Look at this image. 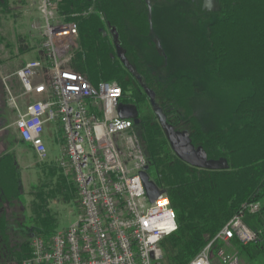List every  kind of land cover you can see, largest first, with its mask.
Wrapping results in <instances>:
<instances>
[{"label": "trees", "instance_id": "trees-1", "mask_svg": "<svg viewBox=\"0 0 264 264\" xmlns=\"http://www.w3.org/2000/svg\"><path fill=\"white\" fill-rule=\"evenodd\" d=\"M214 2L216 18L207 31L217 61L216 71L225 80H248L253 92L242 97L236 109L244 118L242 122L211 131L203 127L193 112V99L200 90L195 79L190 75L164 81L155 78L139 53L133 36L151 39L153 34L146 0H58L57 4L66 21L78 24L79 50L74 62L96 84L116 80L127 101L138 108L140 123L135 124V131L149 165L148 174L168 196L178 216L177 230L161 240L162 264H188L250 202H260L258 211L244 212V222L256 232V239L245 244L235 236L230 242L238 248L240 264L241 257L243 264H257L256 256L264 252V0ZM13 3L14 0H0V16L12 13ZM112 26L120 33L128 60L143 75L146 85L155 90L156 101L168 121L179 130L190 131L194 145H202L209 158H225L228 168H198L177 156L145 89L118 57L109 33ZM2 27L0 17V44L5 41ZM25 38L17 35L23 53L31 48ZM42 40L41 37L35 44L41 59ZM59 141L63 147L64 135H60ZM9 156L0 158V166L17 167ZM62 168L58 160H51L42 168L45 177L31 188L32 215L29 224L21 228L22 237H11V223L0 215V264H22L32 254L34 234L47 239L59 229L60 221L51 206L54 201L79 202L74 177ZM16 176L15 173L0 178L2 200L17 199L20 195V180ZM213 244L214 250L224 247L221 240ZM247 260L250 262L246 263Z\"/></svg>", "mask_w": 264, "mask_h": 264}, {"label": "built area", "instance_id": "built-area-1", "mask_svg": "<svg viewBox=\"0 0 264 264\" xmlns=\"http://www.w3.org/2000/svg\"><path fill=\"white\" fill-rule=\"evenodd\" d=\"M57 4L40 0L37 6L44 20L35 26L43 38L42 59H28L3 79L8 105L17 112L18 136L40 161L49 156L48 130L62 129L58 163L72 173L82 209L74 224L50 238L34 234L24 264H162L160 243L177 230V213L164 193L150 201L140 175L147 160L134 119L118 112L124 90L116 80L94 83L74 62L78 24L66 21ZM14 76L21 92L10 82ZM259 209L260 202L245 204L188 264H240L236 253L214 250L213 243L229 244L235 236L255 240L244 212Z\"/></svg>", "mask_w": 264, "mask_h": 264}, {"label": "rangeland", "instance_id": "rangeland-1", "mask_svg": "<svg viewBox=\"0 0 264 264\" xmlns=\"http://www.w3.org/2000/svg\"><path fill=\"white\" fill-rule=\"evenodd\" d=\"M14 1L12 13L0 16L1 23H3L1 32L5 37V41L0 44V85L2 86L0 104L7 109V113L12 110L8 106V93L5 90L3 76L14 73L15 69L20 68V60L34 58L36 54V50L30 49L24 54L16 55V51H18L15 48L17 35L38 40L41 30L35 26L44 24L42 13L38 7L35 9L30 6L24 8L26 0ZM151 18L153 29L151 39L133 36L151 75L155 78L159 77L162 81L165 78L177 79L184 75L192 76L200 88L193 99V112L206 130L229 128L233 123L242 122L244 118L242 119L237 114L236 109L242 97L253 92V86L248 80H225L217 73V61L212 55L207 31L211 20L216 18V12L214 10L199 12L189 0H154ZM122 99L127 101V97ZM7 113L6 121L9 126L1 131L0 138L8 135L11 139L17 140L19 136L14 122L15 115ZM47 135L56 138L58 148L62 145L59 141L60 135H63L61 128H52L48 130ZM17 144L19 149L24 147L23 143ZM4 146V144L0 146V152L3 151ZM21 162L23 163V160ZM31 162H28V164H32L31 170H27L24 174L27 187L31 182L38 183L44 180L42 168L45 167V164H50L51 161H40L35 155ZM63 170L66 174L71 173L66 169ZM51 206L60 221L59 228L74 224L82 209L79 202L52 203ZM237 238L245 244L255 241ZM224 248L239 256L236 244L224 243ZM256 257L259 259L257 264L260 262L264 264V252ZM247 262L250 261L247 260ZM241 263L243 264L242 257ZM251 264L256 263L251 262Z\"/></svg>", "mask_w": 264, "mask_h": 264}, {"label": "crops", "instance_id": "crops-1", "mask_svg": "<svg viewBox=\"0 0 264 264\" xmlns=\"http://www.w3.org/2000/svg\"><path fill=\"white\" fill-rule=\"evenodd\" d=\"M40 0H26V3H24V8L27 6L33 7L34 9L38 6ZM41 36V35H40ZM39 36V38H41ZM36 39H32L30 37H26L25 38V43L30 45V49H34L36 50V54L34 58H38L37 54L39 53L38 48L35 46L36 44ZM16 55H21L24 54L23 52H21V50L19 49V42L16 40ZM29 49V50H30ZM27 61V60H20L21 62V66L22 64ZM20 66V67H21ZM17 70V69H15ZM4 77V76H3ZM10 82L11 84L14 86V91L15 92H21L22 88H21V84L19 82V79L16 78V76L11 77L10 78ZM5 80V79H4ZM20 103L23 105L22 107H24V102L21 100ZM9 106V105H8ZM9 108H11L9 106ZM11 110L9 113H7V109L3 107L2 104H0V133L2 130L7 129V127L9 126L8 122L6 121V113L7 114H14L15 118L17 117V112L16 110L14 111L13 108H11ZM6 112V113H5ZM17 131V130H16ZM18 133V132H17ZM47 135V134H46ZM47 146L49 149V156L46 160H54L57 161L59 156L61 155L63 149H62V145L59 146V148L57 147V141L56 138L54 137H50L49 135H47ZM23 143L24 147L22 149L18 148V144L17 143ZM4 144V149L2 152H0V158H2V156L5 155H11L10 157V161L16 164L17 167H7V166H0V178H3L5 175H12V174H17V177L19 178V182L21 185V190H20V195L18 196L17 199H13V200H7V199H1L0 197V215L5 216L6 219L11 223V227H10V236L11 237H22L23 236V232L22 229L25 227V224H29V218L32 215V210L30 207V202L32 200V196H31V188L37 184L35 182H31L30 185L27 187L26 182H25V178H24V174L25 172H27V170H31L32 168V162L31 160L33 159V157L37 154L35 152V150L32 149L31 145L27 144L26 142H24L20 136L19 139L17 140H13L10 138V136L5 135V137H1L0 138V146ZM11 145V146H10ZM38 157V156H37ZM8 160V159H7ZM21 160H23V163L21 162ZM26 161V162H25ZM9 162V160H8ZM28 162H31L30 164H28ZM38 170V169H37ZM53 203L56 204H60L56 201H54ZM22 228V229H21ZM61 228H66V227H61ZM59 228V229H61ZM58 229V230H59Z\"/></svg>", "mask_w": 264, "mask_h": 264}, {"label": "water", "instance_id": "water-1", "mask_svg": "<svg viewBox=\"0 0 264 264\" xmlns=\"http://www.w3.org/2000/svg\"><path fill=\"white\" fill-rule=\"evenodd\" d=\"M149 5V18L152 26V4L151 0H146ZM109 33L113 36L115 46L117 48V55L120 58L121 62L125 65L126 68L134 75L140 84L145 89L149 102L151 103L156 116L159 118V121L163 127V131L167 136L170 146L173 148L177 156L184 160L186 163L198 167V168H206V169H221L228 168V162L225 158H209L207 156L206 150L203 146H196L192 142V138L190 135V131L179 130L175 128L173 124L168 121V117L163 111V108L156 101V92L154 89L148 87L145 83L143 75H140L137 72V68L134 64H132L128 58L126 57V50L121 45L120 33H118L117 27L112 26L109 28ZM112 57L114 54L111 55ZM118 112L120 117L122 118H133L136 124L140 123L139 112L136 104L133 103H123L120 102L118 106ZM149 165L146 164L144 169L140 172L142 176V180L144 183V187L147 190V194L151 202L156 201L163 192L161 188H158L155 182L151 179L148 174Z\"/></svg>", "mask_w": 264, "mask_h": 264}, {"label": "flooded vegetation", "instance_id": "flooded-vegetation-1", "mask_svg": "<svg viewBox=\"0 0 264 264\" xmlns=\"http://www.w3.org/2000/svg\"><path fill=\"white\" fill-rule=\"evenodd\" d=\"M190 3H192V6L199 12H205V11H211L216 10V2L214 0H189ZM154 2V0H151V4ZM2 86L0 85V89ZM2 93V92H1ZM126 95L124 94L123 98H125ZM123 103H128L129 101H126L124 99L121 100ZM131 103V102H130ZM136 124V123H135Z\"/></svg>", "mask_w": 264, "mask_h": 264}]
</instances>
